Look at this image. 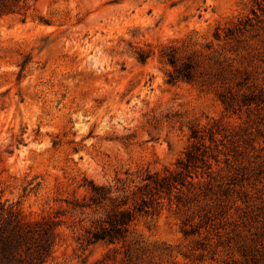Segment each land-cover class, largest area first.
Masks as SVG:
<instances>
[{
	"label": "rangeland",
	"instance_id": "rangeland-1",
	"mask_svg": "<svg viewBox=\"0 0 264 264\" xmlns=\"http://www.w3.org/2000/svg\"><path fill=\"white\" fill-rule=\"evenodd\" d=\"M195 146L192 185L131 223L132 259L264 264V0H36L0 15V199L58 221L47 264L123 249L80 248L99 216L72 208L84 178L134 188Z\"/></svg>",
	"mask_w": 264,
	"mask_h": 264
},
{
	"label": "trees",
	"instance_id": "trees-1",
	"mask_svg": "<svg viewBox=\"0 0 264 264\" xmlns=\"http://www.w3.org/2000/svg\"><path fill=\"white\" fill-rule=\"evenodd\" d=\"M29 1L36 0H0V15L14 13L26 7ZM216 38L218 34L215 33ZM174 64L172 56L168 57ZM179 76L190 78L186 66L174 67L169 73V81ZM192 137L197 138V131ZM199 146L185 152V160L176 162L180 170L164 168L162 171L144 170L138 184L131 188L126 180L117 178V184L96 183L84 178L87 195L75 200L73 209L83 213L90 210L99 213L91 220L80 239V248L85 250L97 242L121 244L122 251L113 247L95 264H138L132 259L127 243L131 223L140 215L154 212L159 198L168 197L174 191H181L192 182L191 168L197 161L204 162V150L198 153ZM134 182L133 180H130ZM58 221L51 216L38 219H24L15 210L5 207L0 199V264H47L52 257L58 239Z\"/></svg>",
	"mask_w": 264,
	"mask_h": 264
}]
</instances>
